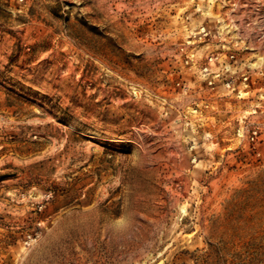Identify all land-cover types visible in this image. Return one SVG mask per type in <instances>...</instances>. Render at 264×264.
Here are the masks:
<instances>
[{"label": "rangeland", "instance_id": "374dc122", "mask_svg": "<svg viewBox=\"0 0 264 264\" xmlns=\"http://www.w3.org/2000/svg\"><path fill=\"white\" fill-rule=\"evenodd\" d=\"M0 264H264V0H0Z\"/></svg>", "mask_w": 264, "mask_h": 264}, {"label": "built area", "instance_id": "2783aa9c", "mask_svg": "<svg viewBox=\"0 0 264 264\" xmlns=\"http://www.w3.org/2000/svg\"><path fill=\"white\" fill-rule=\"evenodd\" d=\"M209 40L210 32L203 27L197 36L190 38L173 54V62L178 64L171 71V75L176 78L174 88L187 95L191 89V82L188 80L190 72L198 69L208 87L213 91L221 92L217 93L220 98L241 99L252 77L259 73V68L243 61L244 50L237 41L232 45V48L236 49L232 50L229 44H224L221 52L208 51L204 62L197 65L194 45L197 41L208 44ZM252 134V140H254L257 132L253 131Z\"/></svg>", "mask_w": 264, "mask_h": 264}]
</instances>
